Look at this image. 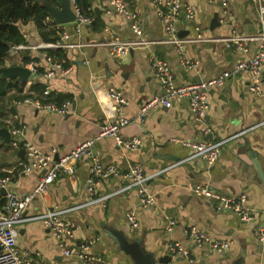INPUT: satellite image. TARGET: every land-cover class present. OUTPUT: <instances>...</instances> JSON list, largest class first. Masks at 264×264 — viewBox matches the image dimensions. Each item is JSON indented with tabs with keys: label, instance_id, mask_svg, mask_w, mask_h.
Here are the masks:
<instances>
[{
	"label": "crops",
	"instance_id": "1",
	"mask_svg": "<svg viewBox=\"0 0 264 264\" xmlns=\"http://www.w3.org/2000/svg\"><path fill=\"white\" fill-rule=\"evenodd\" d=\"M181 1L194 8L195 18L188 19L183 9L174 15L171 20L178 34L195 36L199 27L210 38L187 44L181 50L166 41V20L161 14L166 6L154 0H124L127 13L119 11L112 0H92L86 11L75 0L81 12L92 18L91 23H79L73 3L72 21L55 23L49 12L44 21L50 26L57 25V34L66 31L71 42L86 44L59 48L64 56V53L53 54L57 51L50 48L33 47L11 48L5 56L1 66L5 79L16 78L25 83L21 93L12 89L9 94L27 96L11 100L8 115L2 118L5 125L1 127L8 128L11 137L7 142L0 135V172L11 175L9 189L19 196L33 192L43 174L38 169L25 174L19 172L20 161H28V157L19 152L22 146L11 144L15 138L12 127H24L23 135L18 137L20 141L28 140L41 150L58 147L61 154L94 139L92 155L78 160L72 172H62L43 195H36L26 210L27 215H39L56 206L73 208L62 217L75 224L74 242L94 239L93 253L106 258L109 264H134L119 247L118 233L127 238L139 237L147 249L169 255V264H229L243 260L245 264H264V241H260L258 233V227L264 224V127H253L264 120V83L261 95L253 93L252 75L244 70L232 73L221 85L211 86L210 107L203 122L195 120L187 96L174 97L170 107L157 105L142 119H136L142 106L163 92L152 70L153 56L169 62L177 85L216 79L233 69L238 61L254 56L260 48V41L251 37L264 31V13L260 12V2L264 0ZM51 6L60 9L61 0L58 6ZM133 14L141 29L140 37L149 43L115 56L106 44L109 39L139 37L133 29ZM19 27L26 44L52 42L43 39L33 21L20 23ZM234 35L246 38L244 50L236 42L228 44L224 40ZM184 59L193 65L188 66ZM54 62H62L70 72L55 69ZM31 63L39 71L35 72ZM18 66L30 70L27 78L12 74V69ZM49 67L55 70L53 77L44 75ZM262 69L264 74V64ZM93 85L96 87L91 92ZM110 87L121 91L126 98L122 114L133 120L122 129V135L127 139L138 137L141 140L138 149L119 146L112 137H99L101 126L119 113L116 100L108 95ZM27 98L69 100L70 111L60 114L37 108ZM220 140L224 143L213 163L203 157L189 159L192 149L183 142ZM93 157L105 165L116 164L122 173L134 164L141 165L146 174L154 175L148 181V188L156 195L155 203L142 206L135 186L116 193L129 181L112 175L99 179L97 194L113 195L104 202L86 204L90 200L88 181ZM198 185H208L230 196L246 194L248 204L256 210L255 219L243 221L232 210L218 209L215 200L195 193ZM130 211L137 217L138 227L132 226L128 218ZM169 218L178 220L171 231L167 229ZM184 224L196 225L232 244L223 251L198 247L185 235ZM175 240L191 249L189 257L170 254L168 243ZM18 242L34 264H82L76 256L63 254L56 237L39 220L18 225Z\"/></svg>",
	"mask_w": 264,
	"mask_h": 264
},
{
	"label": "built area",
	"instance_id": "2",
	"mask_svg": "<svg viewBox=\"0 0 264 264\" xmlns=\"http://www.w3.org/2000/svg\"><path fill=\"white\" fill-rule=\"evenodd\" d=\"M71 1V3L74 4L79 23H91L92 18L81 12V10L75 5V0ZM112 2L119 11L128 12L124 0H112ZM154 2L158 5L164 3L166 6V11L161 12L166 20V29L168 33L166 41L176 45L178 49L181 50L187 44L210 40V38L204 36L203 33L200 32L199 27H196L198 33L195 36L183 37L178 34L176 25L171 18L183 9L188 19H194L195 11L190 4L184 3L181 0H154ZM260 12L264 13V3L261 2ZM132 16L135 19L133 29L139 37L127 40L121 39L120 37H112L109 39L106 44L110 47V52L115 56H122L126 54L134 46L146 45L149 43L148 40L140 37L141 29L137 22L136 15L133 14ZM56 28L59 30L57 25ZM70 38L71 35L68 32L59 31L58 39L55 41L44 42L37 45L20 43L12 45L11 48L16 50L26 49L29 47L59 49L75 46L80 47L86 44L84 42H71ZM251 39H258L260 41V48L254 56L238 61L233 69L225 71L216 79L202 81L199 83L191 82L177 85L174 81L169 62L158 56H153L152 70L155 76L160 80L163 92L148 100L142 106L140 112L136 116V119H142L150 108L157 105L170 107L174 97L187 96L190 98V106L195 120L203 122L210 107L208 95L209 88L216 84H223L232 73L244 70L249 71L252 75L250 90L257 95H261L262 85L264 83V74L262 69V65L264 64V31L258 36L251 37ZM224 40L228 44L236 42L240 50L245 49L243 41H246V38L242 36L234 35L224 38ZM47 59L51 62L52 57L48 55ZM184 63L188 66L193 65L192 62L187 61L186 59H184ZM53 64L55 69H59L61 72H70V68L63 66L62 62H54ZM31 67L35 72L39 71L38 67L33 65V63H31ZM44 75L47 77H53L55 75V70L52 67H49L48 70L45 71ZM108 95L116 100L117 111L119 113L114 119L107 121L101 126L99 137H112L119 146L130 150L138 149L141 144V140L138 137L127 139L122 135V129L133 120L132 118L122 114V106L127 103L126 98L121 91L113 87L109 88ZM26 101L33 103L37 108H46L60 114L68 113L71 106V102L69 100L57 102L52 100L43 101L41 99L27 98ZM261 126L264 127V120L257 123L253 127ZM11 132L15 135L11 144L14 147L20 148L21 142H23L25 154L28 157V161H20L18 165L19 172L25 174L30 173L33 169H38L43 171V174L39 178L37 187L34 191L23 196H19L9 189L12 181L10 174L0 178V194L6 197L5 204L2 208H0V264H34L31 255L28 252L23 251L18 242V225L34 220L41 221L50 229L54 237L58 240V244L65 256H76L82 264H109L106 258L93 253L92 245L94 243V239H88L81 243L74 242L75 224L62 217L63 213L70 211L73 208L62 209L56 206L39 215L26 214V210L29 208L36 195H43L47 191L50 183H52L62 172H72L74 170V165L78 160L92 155V148L95 142L94 139L83 141L72 151L61 154L59 153L58 147L41 150L28 140L23 141L22 139L20 141L18 137L24 133L23 126L12 127ZM208 132L209 129L207 133ZM183 142L192 149V153L188 157L189 159L194 157H203L209 163H213L220 155L221 146L224 143V140ZM112 175H120L122 178L128 179L129 181L127 185L116 191V193L135 186L139 190L140 204L142 206H148L155 203L156 195L148 188V181L154 175L146 174L141 165L134 164L130 166L127 171L122 173L119 171V167L116 164L105 165L96 157H93L91 176L88 181L90 200L86 204L104 202L113 195L97 194L99 179L108 178ZM1 189H6V194H3ZM194 190L198 195L215 200L218 209L234 211L243 221H251L255 219L254 211L256 210L248 204V197L246 194H241L239 196L225 195L210 188L208 185H198ZM128 218L133 227L139 226V221L133 211L128 213ZM177 223V219L169 218L167 229L169 231L173 230ZM182 228L185 235L198 247L208 246L215 251H223L228 249L232 244L230 240L211 236L209 233L198 228L196 225L184 224ZM258 233L260 241H264V224L258 227ZM168 250L171 255L189 257L191 254V249L189 247L176 240L168 243Z\"/></svg>",
	"mask_w": 264,
	"mask_h": 264
},
{
	"label": "trees",
	"instance_id": "3",
	"mask_svg": "<svg viewBox=\"0 0 264 264\" xmlns=\"http://www.w3.org/2000/svg\"><path fill=\"white\" fill-rule=\"evenodd\" d=\"M82 8L88 9L92 5V0H77ZM45 3L58 6L59 0H0V127L5 125L2 118L8 115V104L11 100L24 99L27 95H10V90L16 89L22 92L25 83L16 79H5L2 77V63L5 56L10 51L12 45L25 43L26 39L20 30V23L35 22L44 40L54 41L58 34L56 25L50 26L44 20L49 15V9ZM86 11V10H85ZM56 53L61 55V49ZM63 56L65 55L62 54ZM7 173L0 172V178ZM6 197L0 194V208L5 204Z\"/></svg>",
	"mask_w": 264,
	"mask_h": 264
},
{
	"label": "water",
	"instance_id": "4",
	"mask_svg": "<svg viewBox=\"0 0 264 264\" xmlns=\"http://www.w3.org/2000/svg\"><path fill=\"white\" fill-rule=\"evenodd\" d=\"M49 9L50 14L54 17L55 23L60 22H69L74 20L75 14L71 9V1L70 0H61V8L52 7L48 3H45ZM3 71V70H2ZM12 74L19 75L23 78H27L30 74V70L26 67L18 66L12 69ZM2 77L5 78V75L2 73ZM92 88L91 92L95 90V85ZM11 111H14V107H11ZM0 135L5 138L7 142L10 141L11 133L6 127L0 128ZM20 153L22 155L25 154V149L23 147V143H21ZM3 194H6V189H1ZM117 243L121 250H123L126 254H128L134 264H169L171 260L168 257L169 255H158L156 251H152L147 249L145 245L142 243V239L137 237L135 239L131 237H126L122 233L117 234ZM190 264V263H189ZM193 264V263H191ZM229 264H245L243 261H235Z\"/></svg>",
	"mask_w": 264,
	"mask_h": 264
}]
</instances>
